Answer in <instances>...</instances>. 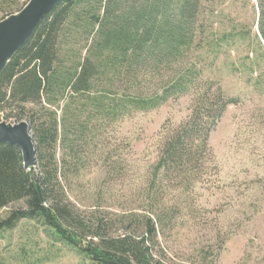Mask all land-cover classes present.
Listing matches in <instances>:
<instances>
[{"label":"trees","instance_id":"1","mask_svg":"<svg viewBox=\"0 0 264 264\" xmlns=\"http://www.w3.org/2000/svg\"><path fill=\"white\" fill-rule=\"evenodd\" d=\"M5 1L0 20L25 4ZM203 2L59 0L40 20L0 73V120L26 121L36 149V166L25 169L17 146L0 144V209L24 202L0 220V231L26 219L44 226L48 240L76 252L82 264H169L159 235L189 213L196 186L216 172L209 136L239 99L204 77L205 56L215 59L247 41L260 50H251L250 65L264 61V0H256L255 34L232 25L210 38ZM71 56L77 60L65 68ZM263 77L250 76L249 84L261 87ZM185 96L189 114L175 128L163 127L157 157L139 176V207L85 212L69 198L63 180L71 161L56 157L58 146L75 160L119 120Z\"/></svg>","mask_w":264,"mask_h":264},{"label":"rangeland","instance_id":"2","mask_svg":"<svg viewBox=\"0 0 264 264\" xmlns=\"http://www.w3.org/2000/svg\"><path fill=\"white\" fill-rule=\"evenodd\" d=\"M5 2L1 8H6ZM203 3L209 38L213 31L232 25L256 33V0ZM3 14L0 9V18ZM246 43H236L215 59L211 54L205 56L204 77L239 99L227 107L209 136L216 172L196 186L189 213L182 212L159 235V248L169 264H264V77L259 88L249 84L253 82L250 76L264 75V61L250 65L255 55L251 50H260L255 42L252 47ZM68 46L79 49V44ZM76 60L67 58L64 67ZM64 102L59 100L51 109ZM189 112L186 96L137 112L119 120L99 141L95 138L75 160L58 146L56 157L71 161L67 180H63L69 198L85 212L96 206L115 213L139 207V176L157 157L163 127L175 128ZM57 113L60 116L61 111ZM74 163L77 170H71ZM20 208H24L22 201L0 209V220ZM83 262L73 250L49 241L44 226L34 221L22 219L12 229L0 231V264Z\"/></svg>","mask_w":264,"mask_h":264},{"label":"water","instance_id":"3","mask_svg":"<svg viewBox=\"0 0 264 264\" xmlns=\"http://www.w3.org/2000/svg\"><path fill=\"white\" fill-rule=\"evenodd\" d=\"M59 0H27L15 13L0 20V73L16 51L26 42L40 20ZM18 147L25 169L36 166V149L26 121L0 120V144Z\"/></svg>","mask_w":264,"mask_h":264}]
</instances>
